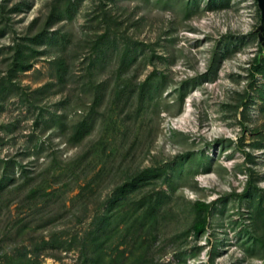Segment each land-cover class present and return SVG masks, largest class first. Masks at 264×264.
<instances>
[{"label": "rangeland", "instance_id": "obj_1", "mask_svg": "<svg viewBox=\"0 0 264 264\" xmlns=\"http://www.w3.org/2000/svg\"><path fill=\"white\" fill-rule=\"evenodd\" d=\"M263 22L258 0H0V264H82L96 217L142 264H264Z\"/></svg>", "mask_w": 264, "mask_h": 264}, {"label": "trees", "instance_id": "obj_2", "mask_svg": "<svg viewBox=\"0 0 264 264\" xmlns=\"http://www.w3.org/2000/svg\"><path fill=\"white\" fill-rule=\"evenodd\" d=\"M259 62L255 63L252 75L255 76V72L259 71ZM85 130L84 126H77L76 130H74L75 135H80ZM126 186L117 190L113 196L106 203V207L113 208L121 205L124 200V193L126 191ZM212 205L203 201H198L194 204L195 210V221L193 224V231L196 236H200L206 233L208 228V220L211 214ZM147 212L141 216H138L133 226H138L140 228H144L145 222L152 219V215ZM104 221L103 217H96L91 226L88 234V238L83 243V248L89 245L91 247V255L92 257L88 259V254L86 250L82 252L81 259L82 264H142V255L137 254L135 257L132 255H126L125 252L119 251L113 255L107 251L106 245H108L112 239L115 237L117 229L114 230H105L100 225ZM122 223H125L122 220ZM140 242V238H138L137 243ZM134 260L131 262L130 260ZM11 264H32L28 259L26 263L22 262L19 259H15V257L8 258ZM130 261V263H129Z\"/></svg>", "mask_w": 264, "mask_h": 264}, {"label": "water", "instance_id": "obj_3", "mask_svg": "<svg viewBox=\"0 0 264 264\" xmlns=\"http://www.w3.org/2000/svg\"><path fill=\"white\" fill-rule=\"evenodd\" d=\"M258 2H259V5H260V7H261V9L263 11V16H264V0H258Z\"/></svg>", "mask_w": 264, "mask_h": 264}]
</instances>
